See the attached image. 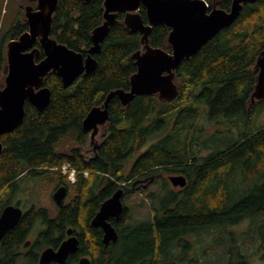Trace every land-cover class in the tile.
<instances>
[{"label":"trees","instance_id":"trees-1","mask_svg":"<svg viewBox=\"0 0 264 264\" xmlns=\"http://www.w3.org/2000/svg\"><path fill=\"white\" fill-rule=\"evenodd\" d=\"M206 1L209 8L215 3L228 10L232 0ZM103 11V0H58L50 35L86 55L91 31L103 22ZM139 12L146 22L142 5ZM123 16L117 14L118 22L110 26L99 52L92 54L97 62L93 71L79 75L67 87L49 72L44 78L51 91L48 105L38 111L26 101L23 120L0 137V209L24 180L48 172L64 176L77 190L73 202L40 232L34 257H26L28 264L37 263L43 247L57 245L54 232L63 228L54 223L64 226L65 215L71 217L69 222L77 217L84 221L107 192L121 188L123 198H128L136 191L134 179L161 172L183 174L187 183L166 191L165 181L159 197L153 191L146 193L144 198H157V204L150 205L145 219L134 221L124 203L113 225L118 238L106 248L101 231L89 229L91 264H255V255L264 257V121L257 118L264 97L251 104L250 95L257 79L256 59L264 49V0L244 3L231 25L180 61L174 71V98L138 95L126 106L111 98L108 120L98 134L97 155L86 158L83 149L89 134L82 120L92 106L102 105L111 90L129 89L130 75L136 71L131 54L141 48V33L125 27ZM26 29L20 7L1 38L0 71H6V41ZM169 30L163 24L154 26L149 44L170 51ZM42 57L41 52L37 60ZM203 118L223 125L211 145L203 136L208 129L201 126ZM64 164L75 169L74 182L62 172ZM236 175L250 189L235 200ZM31 218L26 215L6 232L0 264H15ZM246 220L249 226L241 232L242 239L235 240L230 228ZM211 235L216 237L209 242ZM88 247L82 242L76 253ZM71 256L65 264L72 263Z\"/></svg>","mask_w":264,"mask_h":264},{"label":"water","instance_id":"water-1","mask_svg":"<svg viewBox=\"0 0 264 264\" xmlns=\"http://www.w3.org/2000/svg\"><path fill=\"white\" fill-rule=\"evenodd\" d=\"M28 1L35 2V6L30 3L23 6L27 29L5 43L6 75L4 84L0 85V137L23 120L26 101L38 111L48 105L51 91L44 85V78L49 72H55L67 87L79 75L94 70L97 62L92 54L99 52L110 26L118 22V13H124L125 27L141 33V48L131 54L136 71L130 75L129 89L111 90L102 105L92 106L82 120V128L89 133L90 144L95 148L98 145L96 136L109 117L108 104L111 98L117 97L123 106L138 95L156 94L161 100L174 98L177 94L174 71L180 61L195 55L216 33L235 21L244 3L255 0H232L228 10L214 3L209 8L206 0H103V22L91 31L92 44L86 50V55L51 37L58 0ZM141 5L145 8L146 22L139 12ZM160 24L170 29L167 35L170 51L149 44L151 29ZM41 52L43 57L37 60ZM255 66L258 73L250 95L251 104L264 97V49L257 56ZM2 148L0 140V152ZM154 179L150 177L149 181ZM168 180L172 186L183 187L187 183L183 174L169 175ZM136 183L134 181L132 186ZM65 194V187H59L54 192L53 198L57 204L62 202ZM122 194L123 189L119 188L105 199L91 221L92 226L103 230L104 245L118 238L116 229L107 218L121 215ZM20 217L19 207L7 205L3 208L0 213V241ZM77 243L75 236H69L56 249L52 246L43 248L36 264H64L68 255L77 249ZM76 264H91V261L82 257Z\"/></svg>","mask_w":264,"mask_h":264},{"label":"rangeland","instance_id":"rangeland-1","mask_svg":"<svg viewBox=\"0 0 264 264\" xmlns=\"http://www.w3.org/2000/svg\"><path fill=\"white\" fill-rule=\"evenodd\" d=\"M28 4L25 0H0V43H1V38L3 33L6 31V29L9 27L10 23L13 21L14 17L17 15V10L18 8H23L24 5ZM6 75V71L2 70L0 71V84H3L4 82V76ZM2 86V85H1ZM205 118V117H204ZM202 120L201 126L208 128L204 133L203 136L205 137V141L208 144H212V140L221 135L220 132L223 129V125L217 124L215 122H212L211 120L209 123L207 120ZM258 120L260 122L264 121V109L259 106V112H258ZM218 132V134H217ZM216 133V134H215ZM226 135V134H225ZM229 137L234 138V134H230ZM96 138L99 140V135L96 136ZM86 149H90V140H87V144L85 145ZM239 177V180H235V184L233 185L236 188V193H235V200L238 199V197L242 193L241 191L245 192L246 189H250V184L246 183L245 180H242L240 178V175H236ZM163 177H158L157 179L155 178L156 181L152 180L149 181V183L146 185L144 188V192H141V189H136V191L128 198H123V202L125 205L130 208V212L132 214L133 220H141L145 219L150 216V211L149 207L151 204H157V198L156 199H146L144 198V195L150 191L155 192L157 194V197H159L161 194L159 193V190H161V185L165 183V189L166 191L171 187L172 185L168 182L166 178ZM165 179V180H164ZM236 179V178H235ZM53 184L54 182L51 181L50 178H46L45 180H41L39 178L35 180H24V182L20 185L18 188L17 192L14 193V196L16 198H19L23 204L27 206V204L32 201L36 206H42L45 207L50 216H53L55 214L56 208L54 205V202L51 198V191L53 190ZM163 186V185H162ZM241 189V190H240ZM162 192V191H161ZM163 195V194H162ZM244 195V194H243ZM12 196L11 201L15 200L16 198ZM39 225V226H38ZM38 226V227H37ZM249 226V221H243L238 225L232 226L230 229L233 231V236L235 240L242 239V234L241 232L246 230ZM40 224H36V228H39ZM36 233H31L29 238L34 240L36 237ZM216 236L213 237V235L208 237V241L212 242V240L215 239ZM38 238V237H37ZM37 238L35 240H37ZM249 243L246 242L245 246ZM217 250L218 252H221ZM262 254H257L255 255L252 260L255 264H262L264 261L261 259ZM15 264H28V261L23 258L19 257Z\"/></svg>","mask_w":264,"mask_h":264},{"label":"flooded vegetation","instance_id":"flooded-vegetation-1","mask_svg":"<svg viewBox=\"0 0 264 264\" xmlns=\"http://www.w3.org/2000/svg\"><path fill=\"white\" fill-rule=\"evenodd\" d=\"M30 4H32L33 6H35V2H29ZM215 4V3H214ZM216 5V4H215ZM259 100V99H258ZM257 101V100H256ZM89 134V133H88ZM99 134V133H98ZM87 140H89V135H88V139ZM99 141L100 140H98V143H99ZM87 144V143H86ZM90 146H91V148L90 149H86V147L84 146V149H83V151H84V156L86 157V158H91V157H93V156H95V155H97L96 154V152H97V147H95V148H93V145L92 144H90ZM108 174V173H107ZM173 173H166V172H161V173H158V174H154V175H151L152 177H154V178H158V177H163V178H166L167 180H168V176L169 175H172ZM85 176H87L88 175V172H85V174H84ZM150 176V177H151ZM44 177H50V179H51V181H53L54 182V184H53V190L51 191V198H52V200H53V202H54V205H55V208H56V211H55V214L53 215V216H50L49 215V212H48V210L45 208V207H42V206H36V204H34L32 201H30L28 204H27V206L25 205V204H23L22 202H21V200L19 199V198H16L15 196H14V194L12 195L13 197H15L16 199L15 200H13V201H11V198H12V196L10 197V199L6 202V203H4V205H3V207L0 209V213H1V211L3 210V208L5 207V206H7V205H13V206H17V207H19L20 209H21V217L18 219V221L16 222V224L15 225H17L18 224V222L23 218V217H25L26 215L27 216H31L32 215V218H31V221H30V223H29V225H28V227H27V229H26V231H25V233H24V235H23V237L21 238V242H20V244L18 245L19 246V249H18V251H17V256H16V259L17 258H19V257H23V258H25V259H29V258H33L34 257V255H35V249H34V247L36 246V238L40 235V232L42 231V230H44V229H49L50 228V222L51 221H53V220H55V218L59 215V213H60V210L63 208V207H66V206H69L72 202H73V200L75 199V197L77 196V190H75V188H73L72 187V185L68 182V181H66V179L64 178V176H61V175H59V174H57V173H50V172H48V173H46V174H44V175H42L41 177H38L39 179H41V180H45L44 179ZM149 177V176H148ZM150 177L149 178H147V177H142V178H136V179H134L133 181H137V183L134 185V189L136 190V189H142V188H145L144 187V184L145 183H148L149 182V180H150ZM28 178H30V179H34V178H31V177H28ZM37 179V178H36ZM155 180V179H154ZM168 182H169V180H168ZM59 187H65V189H66V194H65V196L63 197V199H62V202L60 203V204H57L56 203V201L54 200V198H53V194H54V192L59 188ZM176 188L177 187H179V186H175ZM109 191V190H108ZM17 192V191H16ZM15 192V193H16ZM83 193V191L81 190V192H80V194H82ZM110 193V194H109ZM97 194H98V190H97ZM106 194H109L108 196H106L104 199H102V200H100L99 202H98V209H99V207H100V204L105 200V199H107V198H109L112 194H113V192H107ZM123 197V196H122ZM122 201H123V199H122ZM123 204H124V202H123ZM98 209H96L95 211H94V213L92 214V215H90L89 217H87V221L88 222H86V220H84L83 221V219H81V218H76L75 220H73V221H71V222H69L68 220H69V218H71V217H69L68 216V214L67 215H65V218H68L67 220H66V222H65V224H64V226L62 225V222H61V224L60 223H54V224H56L55 226H57L58 228H63V231L62 230H56L55 232H54V234H55V238L56 239H58V243H57V245L54 247L55 249L60 245V243L64 240V239H66V238H68L69 236H75L76 238H77V241H78V243H77V249L73 252V253H70L69 255H68V257H70V255H72L71 256V259H72V263L71 264H76L79 260H80V258H82V257H87V258H89L90 259V261H91V263H92V255H91V251L92 250H90V248H91V245H92V243H93V237H92V235H91V233L89 232V229H92V230H95V231H101V237H100V239H101V243H102V245H103V248H106L105 246H108L110 243H108L107 245H104V243H103V241H102V239H103V230L101 229V227H94V226H92V224H91V221H92V219H93V217L95 216V214H96V212L98 211ZM38 212H40V213H38ZM37 214H40V216L38 217V218H36V215ZM64 219V218H63ZM117 218L116 217H114V216H109L108 218H107V221L113 226L114 225V223H115V220H116ZM40 224V227L39 228H36V224ZM14 225V226H15ZM13 226V227H14ZM39 226V225H38ZM37 226V227H38ZM12 227V228H13ZM11 229V228H10ZM9 229V230H10ZM68 229H70V232L68 233ZM8 231V230H7ZM6 231V232H7ZM60 231H62V232H60ZM36 233L35 235H36V237L34 238V240H32L31 238H29V236L31 235V233ZM6 234V233H5ZM5 236V235H4ZM4 236H3V238H4ZM3 238L1 239V241H0V247H1V244H2V240H3ZM27 242H28V244H27ZM82 242H87L88 243V245L90 246V247H88V248H85L86 250H85V252L84 253H81V254H78V253H76L77 252V250H78V247L80 246V244L82 243ZM45 247H47V246H45ZM45 247H43V248H45ZM53 247V246H52ZM42 248V249H43ZM41 249V250H42ZM41 250H40V252H41ZM40 252H39V254H40ZM39 256V255H38ZM27 257V258H26ZM68 257H67V259H68ZM28 259H27V261H28ZM38 259V258H37ZM66 259V260H67ZM66 262V261H65ZM50 264H53V263H50ZM57 264V263H56ZM65 264V263H64Z\"/></svg>","mask_w":264,"mask_h":264},{"label":"built area","instance_id":"built-area-1","mask_svg":"<svg viewBox=\"0 0 264 264\" xmlns=\"http://www.w3.org/2000/svg\"><path fill=\"white\" fill-rule=\"evenodd\" d=\"M61 170L64 174L67 175L68 179L71 181V182H74L75 180V169L74 168H71L69 165L67 164H64L61 166Z\"/></svg>","mask_w":264,"mask_h":264}]
</instances>
